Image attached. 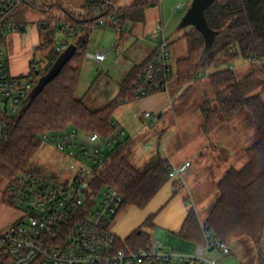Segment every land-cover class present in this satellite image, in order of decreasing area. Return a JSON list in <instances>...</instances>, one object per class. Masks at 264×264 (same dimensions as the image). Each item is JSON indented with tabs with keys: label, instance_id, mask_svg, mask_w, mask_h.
I'll return each instance as SVG.
<instances>
[{
	"label": "trees",
	"instance_id": "obj_1",
	"mask_svg": "<svg viewBox=\"0 0 264 264\" xmlns=\"http://www.w3.org/2000/svg\"><path fill=\"white\" fill-rule=\"evenodd\" d=\"M101 1L88 0L85 12L76 13L60 0H27L33 7H39L49 14L48 21L61 20L83 27L68 34L72 37L71 43L77 45L75 55L37 95L30 107L12 119L9 137L0 140V175L3 177L12 178L27 169L46 132L75 127L82 132L97 131L104 136L114 133V111L124 102L122 99L129 96V87L138 79L154 52L132 67L121 82L116 98L102 108L91 109L76 94L91 34L97 21L109 19V13L114 11L122 20L143 21L146 8L158 4L160 0H132L126 6H120V0H112L118 6L117 10L113 6L99 8ZM205 16L210 27L217 30L210 53L202 63L200 55L205 40L202 33L191 26L193 29L185 33L188 54L177 60L173 78L183 85L196 81L199 73H205L211 67L219 68L209 73L215 98L201 105L204 132H212L221 118L228 119L242 108H247L258 134L257 141L246 149V162L241 167H231L218 181V195L206 222L216 237L223 241L248 236L259 242L264 235V98L253 91L264 86V63L259 69H253L241 77L228 65L237 58H264V0H216L206 9ZM123 35L124 32L120 33L121 37ZM59 55V52L53 51L49 63L44 67L32 66L30 75L36 83ZM223 65L227 66L221 67ZM168 162L167 158L158 155L140 169L118 150L107 166L94 177L95 190L111 185L123 197L121 209L128 205L145 207L170 179ZM180 234L191 241L204 242L194 208L189 209ZM150 240L148 233L135 231L119 245L136 250L149 245ZM263 263L260 256L258 264Z\"/></svg>",
	"mask_w": 264,
	"mask_h": 264
},
{
	"label": "built area",
	"instance_id": "obj_2",
	"mask_svg": "<svg viewBox=\"0 0 264 264\" xmlns=\"http://www.w3.org/2000/svg\"><path fill=\"white\" fill-rule=\"evenodd\" d=\"M24 2L27 0H0V140L9 137L12 119L22 111L36 85L30 72L22 75L11 72L3 49L9 34L24 29L13 18ZM106 6L118 8L112 0L99 3V8ZM180 6L182 3L176 7ZM109 19L118 36L128 31L129 22L122 20L116 11L109 13ZM55 21L66 34L83 27ZM96 25L106 26V19H99ZM154 34L160 39L153 57L129 87V96L122 99L124 102L162 91L174 77L176 67L170 62V42L160 21L156 22ZM68 45H57L55 51L61 54ZM116 46L117 42L111 48ZM107 54L108 51L97 50L88 52L87 57L100 63ZM42 65V59H34V68ZM203 75L199 73L198 78ZM145 116L153 114L145 111ZM124 132L116 127L113 134L104 136L97 131L82 132L71 127L44 133L42 141L74 159L70 163L74 174L60 180L24 169L6 178L2 200L23 215L0 235V264H219L222 257L216 252L224 255L231 252L229 244L217 238L206 221L201 223L204 242L193 253L165 250L159 240L136 250L119 245L121 240L110 228V220L120 211L123 197L111 185L96 191L93 181L126 142ZM190 164L186 161L175 165L169 161L170 179L183 180ZM187 202L193 204V198L188 197Z\"/></svg>",
	"mask_w": 264,
	"mask_h": 264
},
{
	"label": "rangeland",
	"instance_id": "obj_3",
	"mask_svg": "<svg viewBox=\"0 0 264 264\" xmlns=\"http://www.w3.org/2000/svg\"><path fill=\"white\" fill-rule=\"evenodd\" d=\"M182 1L188 2L189 0H161L158 4L146 8L145 19L143 20L144 22H129L128 31L124 32V36L126 35L124 40L118 39V32L112 26H107V28L102 26L100 28L98 27L94 29L90 38L89 53L96 52L97 50H110L112 44L117 42L116 49L114 48L109 51L110 56L107 61L112 64L117 57H126V59H129L131 56L130 54L133 53L132 55H136H134V58L131 62H141L144 55L138 57L140 53H143L139 51L140 46L142 44L145 45V47L152 45L150 42H147L150 41L149 39H143L142 36L144 35L145 31L150 30L156 22L160 21L165 27V36L170 42V62L176 66L177 60L188 54L185 33L193 29L191 26L179 28L180 22L189 8L192 0L186 5L183 4L182 6L175 8L174 5L177 6V4ZM70 2H72V10H77L79 5H81L84 0H70ZM129 2L130 0H122L120 5L123 6ZM13 18L14 21L20 25V27L23 26L24 29L16 31L21 34L18 38L15 37L11 40L9 38V34L3 45L6 57L10 62L11 72L14 71L16 74L21 75L26 74L31 70L34 59H42L43 65L41 67H44L47 63H49L52 50L54 51L57 45H60L62 42L66 41V33L59 27L58 22L55 20L48 21V18H50L49 14H46L39 7H33L28 2H24L18 7L13 15ZM30 36H32L35 40V43H38L41 47L36 45L34 47L28 46L27 44L29 43ZM67 41L69 44L72 42L70 37L67 38ZM107 61L102 65L90 62L87 57L83 64L81 79L76 94L78 97L83 98L85 103L91 109H98L107 105L111 101L112 97L110 96L112 92L117 87L116 81L119 79L120 73L116 68H110V64ZM242 61L243 66H237L238 61H234L232 64L228 65L233 66L237 76L239 77L253 69H259L262 65L261 61L264 62V60L250 61L245 59ZM16 68H22V70L19 72L16 71ZM217 69L219 68L212 67L208 69L202 77H199L194 82V84L185 93H183L182 97L177 100L179 104H176L175 107L185 105L186 101H188V99H190V97L196 92L198 95H201V98L203 95L209 96L211 93H213L214 90L210 83L209 73ZM262 90L264 91V86L261 87V93ZM257 92L260 93V90L257 89L255 93ZM262 96L264 98V92L262 93ZM133 102L134 101L123 102L120 105L121 108L118 106L120 111H124L126 113V119L130 118L127 114L129 111L131 112L132 107L130 104ZM214 104L215 103H213V105ZM172 111L173 109L171 108L168 110V113ZM114 118L115 114L113 115V119ZM141 126H143L142 121L138 125V128ZM141 130V134L136 137L134 146H132V148L136 147L133 149H139V153L142 152V154L139 155L140 160L143 155L146 156V152L143 150V141L144 139H147V137L153 135V126H148V128H142ZM187 131H179L173 136L169 146L171 148L170 151L176 152L179 147L191 139L193 132L189 130ZM129 149L130 148H128V150ZM162 154L165 155V152L162 151ZM129 160L134 166L140 169L144 168L147 164L145 162V164L139 165L137 161L135 160L134 162L131 157H129ZM73 161L74 159L65 156L54 145L42 141L41 145L27 164L26 168L40 174H45L56 179L64 180L71 178L74 174V171L70 168V163ZM185 174L186 172L183 173L184 177ZM175 181L177 182L175 186H177L179 192L183 195L186 202L188 197H190V195L188 196L187 194V181L186 183L184 179ZM6 185L7 179L0 175V235L3 234L10 225L17 222L23 215L22 212L16 207L3 202V191L6 188ZM192 198L193 202H195L197 207L200 208L198 202L199 199L193 197V195ZM199 201L203 203L205 202V199ZM187 206L190 209L193 208L194 205L188 203ZM133 214L134 213L131 211V208H122L110 220V228L116 232L118 230L120 238L125 236V233L122 231V229H124L125 226L128 227L130 225V222L133 220ZM200 214H202V218H206V214H203L202 212ZM135 217H137V215H135ZM158 229L159 227L153 226L151 224H141V230L148 232L151 235L152 243L155 237V231ZM165 231V250H175L186 253H193L195 251L196 245L194 243L186 240L171 230ZM227 243L231 249L229 254L224 255L220 252H216L217 256L222 257L219 264H258L260 256L264 261V235L259 242L254 241L248 236H240L237 238H232L231 240L227 241Z\"/></svg>",
	"mask_w": 264,
	"mask_h": 264
},
{
	"label": "crops",
	"instance_id": "obj_4",
	"mask_svg": "<svg viewBox=\"0 0 264 264\" xmlns=\"http://www.w3.org/2000/svg\"><path fill=\"white\" fill-rule=\"evenodd\" d=\"M60 1L66 7L71 8L72 2H70V0ZM121 1L122 0L119 1V5L121 4ZM131 1L132 0H130V2L126 5H129ZM190 1L191 0L188 2ZM87 2L88 0H84V2L79 5L77 10L74 9V11L76 13L85 12L84 9ZM188 2L182 1L180 3H182V5H186ZM174 6L176 8V5ZM155 25L156 23L150 30L145 31L144 35L142 36L143 39H149L150 41L147 42H150L152 45L145 47V45L142 44L140 46L139 51L143 53H140L138 57L144 55L141 62L147 59L154 52L157 42L160 39V36H155L154 34ZM107 26H112L110 19L106 20V26L103 27L107 28ZM98 27L100 28L102 26H96V28ZM19 35L21 34L14 32L9 35V38L12 40L15 37L18 38ZM125 36H118V39L124 40ZM66 37H70L72 40L70 35L66 34ZM67 38L66 41L62 43H68ZM29 39V43L27 44L28 46L34 47L36 45L41 47L38 43H35V40L32 36H30ZM110 50H107L108 54L106 59L100 63L89 58L88 59L90 62L103 65L110 56ZM88 52L89 47L87 53ZM132 54L130 55L133 57L130 56L129 59H126V57H117L112 64L107 61L110 64V68H116L120 73L119 79L116 81L117 87L110 96L112 97L111 100L119 95L121 82L127 76L132 67L141 63L131 62L134 58V55H136ZM242 60L243 58H237L235 60L238 61L237 66H241L243 64ZM261 60H264V58ZM261 63L264 62L261 61ZM226 66L227 65H223L221 67ZM9 68L11 70L10 62ZM21 70L22 68H16V71L20 72ZM12 73L16 74L14 71ZM171 80L168 81L167 87L164 90L154 92L143 98L131 100L134 102L130 104L132 110L127 114L130 117L129 119L125 118L126 113L124 111L119 110L121 108V104L119 105L120 108L117 106L114 111L115 118L113 121L116 127H121L125 131L123 137L125 138L126 142L119 150L120 153L128 160L129 157H131L134 162L136 160L140 165L145 164V162L149 163V161H151L153 158L161 155L162 157H165L169 161L173 162L175 165H182L186 161L191 162L185 171L186 174L185 177L183 175V178L185 183L186 181L188 183L186 184L188 188V196L190 195L192 197L193 195V197H196L201 201L202 199H205V202L203 203L198 200L200 208L197 207L195 202L193 203V208L198 214L199 223L201 225L203 221H206L208 213L216 200L218 181L231 167H241L246 162V149L251 147L257 141V130L255 128V123L250 111L247 108H242L234 116L228 119L221 118L219 125L212 132H204V118L201 111V105L208 100L213 101L215 98V93L213 92L209 96L203 95L201 98V95H198L196 92L190 97V99H188V101H186L185 105L175 107L176 104H179L177 100L182 97L183 93H185L195 81L182 85L177 81L176 78H173L172 81ZM261 87H263V85L257 87L253 93L259 89L260 94L262 95L264 91L262 90L261 93ZM171 108L173 111L168 113V110ZM145 111H150L153 116H145ZM141 121L143 126L138 128V125ZM148 126H153V135L147 137V139H144L143 150L146 152V156L143 155L140 160L139 155L142 154V152L139 153L140 150L133 149L136 147L132 148V146H134L136 137L141 134V129L148 128ZM187 130L193 132L191 139L179 147L176 152L170 151L171 148L169 146L173 136L179 131L183 132ZM128 148L130 149L128 150ZM161 149L165 152V155L162 154ZM176 183L177 182L175 180L169 179L145 207L140 208L132 205L124 207L131 208V211L134 214L132 216L133 220L130 222V225L128 227L125 226L124 229H122V231L125 233L123 238H120L118 230L117 232L114 231L122 242H124L125 239L133 232L138 231L140 233L143 231L141 230V224H151L153 226L159 227V229L155 231L153 242L159 240L163 243V247L164 239L166 237L165 230H171L182 236L180 231L189 213V208L187 206V201L185 202V198L179 192L177 186H175ZM201 212L206 214V218H202V214H200ZM135 215H137V217H135ZM185 239L194 243L196 246L200 244L199 242H194L187 238ZM150 244H152V240H150Z\"/></svg>",
	"mask_w": 264,
	"mask_h": 264
},
{
	"label": "water",
	"instance_id": "obj_5",
	"mask_svg": "<svg viewBox=\"0 0 264 264\" xmlns=\"http://www.w3.org/2000/svg\"><path fill=\"white\" fill-rule=\"evenodd\" d=\"M215 1L216 0H192L179 25V28L193 26L202 33L205 40L204 48L200 55V61L202 63L210 53L217 35V30L210 27L205 16L206 9ZM76 50L77 45L75 43L69 44L68 47L57 57L48 72L39 77L36 85L30 93L27 103L23 106L22 111H26L30 107L37 95L41 93L44 87L52 81L60 73L62 68L71 60L75 55Z\"/></svg>",
	"mask_w": 264,
	"mask_h": 264
}]
</instances>
